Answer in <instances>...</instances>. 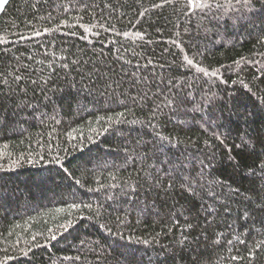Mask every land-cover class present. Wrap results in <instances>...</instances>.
Instances as JSON below:
<instances>
[{
	"label": "trees",
	"instance_id": "16d2710c",
	"mask_svg": "<svg viewBox=\"0 0 264 264\" xmlns=\"http://www.w3.org/2000/svg\"><path fill=\"white\" fill-rule=\"evenodd\" d=\"M0 264H264V0H0Z\"/></svg>",
	"mask_w": 264,
	"mask_h": 264
},
{
	"label": "snow or ice",
	"instance_id": "6c2138e0",
	"mask_svg": "<svg viewBox=\"0 0 264 264\" xmlns=\"http://www.w3.org/2000/svg\"><path fill=\"white\" fill-rule=\"evenodd\" d=\"M199 2H200V0H188V3L190 5H198ZM245 3H247V0H245ZM189 63H191V61H189ZM242 143H244V142L242 141Z\"/></svg>",
	"mask_w": 264,
	"mask_h": 264
}]
</instances>
